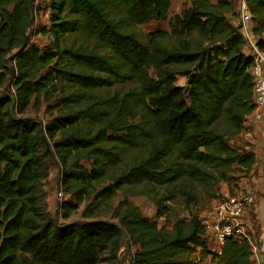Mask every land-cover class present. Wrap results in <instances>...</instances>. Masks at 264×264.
Masks as SVG:
<instances>
[{
	"label": "trees",
	"instance_id": "trees-1",
	"mask_svg": "<svg viewBox=\"0 0 264 264\" xmlns=\"http://www.w3.org/2000/svg\"><path fill=\"white\" fill-rule=\"evenodd\" d=\"M190 1L170 32L142 36L171 0H49L55 44L41 50L36 0H0V264H125L124 246L128 264H253L246 238L211 253L198 215L173 206L200 190L214 199L256 161L232 143L255 109L236 0ZM246 1L260 35L264 0ZM42 106L48 120L28 115ZM51 160L68 196L55 215L43 201ZM121 192L151 197L157 220L116 204Z\"/></svg>",
	"mask_w": 264,
	"mask_h": 264
},
{
	"label": "rangeland",
	"instance_id": "rangeland-1",
	"mask_svg": "<svg viewBox=\"0 0 264 264\" xmlns=\"http://www.w3.org/2000/svg\"><path fill=\"white\" fill-rule=\"evenodd\" d=\"M190 5H191L190 0H171L170 9L164 18L154 19L152 21L146 22L138 26L142 36H145L157 30H164L170 32L171 31L170 20H172L175 16L182 14V12L186 8L190 7ZM51 12L52 10L51 7L49 6V0H39L35 6L34 24L32 29L30 30L29 35H30V42L38 46L41 50H44L49 46H54L55 44V37H53L50 33L47 32V29L52 26V22L50 19ZM231 20L234 24L236 22L238 23V14H236L233 18H231ZM77 39H79L78 35L75 34L66 36V42L69 43ZM78 42H80V40H78ZM244 49L246 52L249 53L248 47ZM7 65L9 69L7 86H9L12 83L13 78L15 76V70H14L13 62L9 61ZM177 84L185 85L186 79L184 77H178ZM8 89L13 91V88L8 87ZM28 115L38 116L40 118H43L44 120H48L49 118V115H47L44 112V106H42L40 110H35L31 108L28 111ZM234 145H237V143L234 142ZM239 183L243 184V182L241 181V177L239 174H235L233 175V178L230 179L228 185L229 186L231 185V187L234 188L235 190L236 189L239 190ZM224 185L225 184L222 183L219 186L218 191L222 190L225 187ZM42 186L45 193L43 201L46 204L47 209L50 211V213L52 215H55L59 210L60 203L68 198V196H65L61 192L60 171L55 161L52 160L50 161V173L48 178L45 181H43ZM199 193H200L199 201L196 204H191L189 207H185V205H182L180 198H178L177 201L173 203L175 210L178 211L180 215L185 218H188L192 214L204 215L206 212L210 211L214 206L215 200L211 198L208 194H206L203 190H200ZM123 198H128L134 205L139 207V209L142 211L144 216L152 220H157L156 217L157 208L151 197L144 194H132V193L121 192L118 194L116 204L119 200H122ZM81 210L82 207L79 209V212L75 214L72 218L74 219L79 218ZM158 221L160 225H163L165 223L164 219H158ZM122 258H125V264H128L130 259V254L126 246L122 248ZM203 264H210L209 258H206Z\"/></svg>",
	"mask_w": 264,
	"mask_h": 264
},
{
	"label": "built area",
	"instance_id": "built-area-1",
	"mask_svg": "<svg viewBox=\"0 0 264 264\" xmlns=\"http://www.w3.org/2000/svg\"><path fill=\"white\" fill-rule=\"evenodd\" d=\"M39 0H36V4ZM235 11L238 14V23H235L245 38V47L254 58V64L250 72L254 79L253 102L255 104V119L263 117L264 109V51L260 49L259 42L264 41V31L260 35L253 33V21L249 5L246 0H236ZM213 208L204 215H198L204 229V236L211 253H220L228 238H246L254 245L251 234L246 230L244 214L249 206L255 201L252 193L238 190L231 194L224 189L216 192ZM190 217V216H189ZM199 251L195 256L200 259Z\"/></svg>",
	"mask_w": 264,
	"mask_h": 264
},
{
	"label": "crops",
	"instance_id": "crops-1",
	"mask_svg": "<svg viewBox=\"0 0 264 264\" xmlns=\"http://www.w3.org/2000/svg\"><path fill=\"white\" fill-rule=\"evenodd\" d=\"M246 48V47H244ZM244 52L247 54L248 52ZM236 146L246 148L254 152L256 156L255 164L249 176H241L242 183H239V190L252 193L255 201L249 206L244 214V224L246 230L251 234L254 245H252L253 264H264V109L263 117L255 119V110L250 113L244 123L241 134L232 140ZM223 188L231 193L228 183H224ZM238 189L232 188L235 193ZM210 264V256H208Z\"/></svg>",
	"mask_w": 264,
	"mask_h": 264
}]
</instances>
